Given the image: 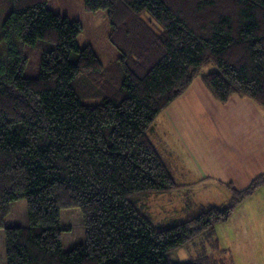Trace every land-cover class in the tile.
<instances>
[{
  "label": "trees",
  "instance_id": "1",
  "mask_svg": "<svg viewBox=\"0 0 264 264\" xmlns=\"http://www.w3.org/2000/svg\"><path fill=\"white\" fill-rule=\"evenodd\" d=\"M46 2L11 0L0 26L6 264H194L169 255L226 221L264 185V173L243 190L229 185L223 206L187 205L155 221L142 201L181 185L150 132L197 77L221 103L238 95L264 109V0H84L86 10L107 12L120 53L107 65L90 45L78 46L80 22ZM38 42L39 75L25 77L22 46ZM20 199L26 225L6 226ZM68 208L79 209L85 240L65 250L62 233L71 228L60 211Z\"/></svg>",
  "mask_w": 264,
  "mask_h": 264
},
{
  "label": "crops",
  "instance_id": "2",
  "mask_svg": "<svg viewBox=\"0 0 264 264\" xmlns=\"http://www.w3.org/2000/svg\"><path fill=\"white\" fill-rule=\"evenodd\" d=\"M150 139L181 185L170 193L182 195L184 206H220L210 200L227 203L229 185L243 190L264 173V109L238 95L221 103L200 77L158 115ZM210 233L220 250L242 256L244 243H264V185Z\"/></svg>",
  "mask_w": 264,
  "mask_h": 264
},
{
  "label": "rangeland",
  "instance_id": "3",
  "mask_svg": "<svg viewBox=\"0 0 264 264\" xmlns=\"http://www.w3.org/2000/svg\"><path fill=\"white\" fill-rule=\"evenodd\" d=\"M46 6L54 13L67 17L69 20L79 21L81 31L77 36L79 47L90 45L102 64L114 62L120 56L119 51L109 41L110 23L105 9L88 11L84 8V0H47ZM11 9V0H0V26L6 14ZM1 29V28H0ZM41 42V41H39ZM37 45L24 44L23 54L26 56V64L22 71L25 77H37L39 75L42 50L40 43ZM6 50L5 44L0 42V51ZM206 68L204 69L207 70ZM85 104H98L100 99L82 100ZM210 201L220 206L226 204L221 197L212 198ZM185 200L182 195L176 193L151 195L142 201V206L152 215L155 221H167L180 216ZM60 220L63 226L71 229L62 233V243L65 250L71 249L85 240L82 217L78 208L62 209ZM27 223L26 201L20 199L10 204V212L6 216V226H24ZM236 229L235 226H233ZM238 230V229H237ZM240 230V229H239ZM239 234V233H237ZM211 236L210 230L202 232L184 245L175 248L169 255L171 262H188L194 264H264V243H244L243 250H220ZM238 248L241 246H237ZM244 257V258H243ZM0 264H6L5 242L3 231L0 230Z\"/></svg>",
  "mask_w": 264,
  "mask_h": 264
}]
</instances>
